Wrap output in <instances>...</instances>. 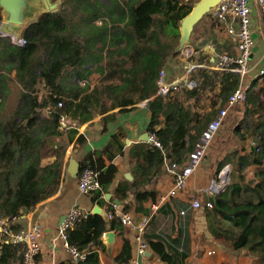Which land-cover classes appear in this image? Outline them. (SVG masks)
I'll return each mask as SVG.
<instances>
[{"label": "trees", "instance_id": "obj_1", "mask_svg": "<svg viewBox=\"0 0 264 264\" xmlns=\"http://www.w3.org/2000/svg\"><path fill=\"white\" fill-rule=\"evenodd\" d=\"M199 1L63 0L56 9L42 12L25 25L24 46L0 37V87L13 81L18 90L14 100L0 90V219L28 214L58 192L66 149L77 135L74 126L65 132L59 128L62 114L69 124L73 120L81 124L96 112L116 107H121L118 113L126 112L145 100L151 112L147 130L163 142L166 154L146 142L133 145L129 163L134 168V178L119 179L113 192L114 198L124 202L132 196L136 209L143 208L144 200L158 199L155 184L166 171L162 170L165 158L181 162L189 155L240 80L235 72L199 67L193 73L194 87L182 85L168 95L157 94L160 71L180 52L181 20ZM94 72L100 73V79L91 87L88 78ZM218 83L220 91L215 93L211 109L197 110L196 105L204 97L202 91H214ZM260 90L264 95V88ZM255 96L258 94L248 96L254 108L247 110V124L235 128L241 142L248 139L245 129L252 128V136L258 137L250 154L240 157L230 171V186L237 189L246 183L249 165L258 166L256 177L264 181V106L262 102L255 105ZM59 102L63 104L60 106ZM118 113L105 116V120L114 119ZM123 136V131H118L105 147L103 153L108 160L124 153ZM77 141L83 144L86 139L80 135ZM233 156L226 159L232 161ZM224 165L220 163L219 168ZM85 167L99 172L103 187L91 192V201L106 204L104 192L117 179L118 166L107 164L102 155L88 154L80 163L79 173ZM224 204L218 196L214 205L219 209ZM236 215L242 231L234 240V247L246 246L251 240L264 246V199L241 205ZM118 224V218L106 220L101 214L89 212L67 231L70 243L88 251L87 258L59 264H99V250L106 248L104 233ZM149 240L154 253L174 264L163 237L152 236ZM19 252L22 256L19 246L0 241V264L16 261ZM131 257V244L126 239L114 259L125 263Z\"/></svg>", "mask_w": 264, "mask_h": 264}, {"label": "crops", "instance_id": "obj_2", "mask_svg": "<svg viewBox=\"0 0 264 264\" xmlns=\"http://www.w3.org/2000/svg\"><path fill=\"white\" fill-rule=\"evenodd\" d=\"M46 1L47 0H35L32 8L28 11L25 25L31 21L30 17L35 12L37 13L34 16V19H36L42 12L47 11L45 9V6L47 5ZM253 7L252 31L254 46L252 48L250 63L251 65H254L253 73H256L259 68L264 67V19L261 16L259 6H257L256 2L253 3ZM2 14H4L5 17L3 11ZM237 44L238 38L228 32L226 25L217 19L215 12L213 11L212 13L205 15L195 25L188 45L167 64L165 68L166 76L169 80H179L182 81L183 84L186 81H191L192 87H194L196 81L193 78V73L197 68L190 72V66L193 64H201L204 66L203 68H209L210 64L214 62L218 54H236ZM14 74L15 73L13 72L11 77ZM99 79L100 73L94 72L89 76L88 82L91 84V87H93L98 83ZM249 79L252 82L250 89L251 92L249 91V94H258V96H255V105L262 102V105L264 106V95L260 90L261 88H264V76ZM220 86L221 83H218V87L214 91H202L204 97L196 105V109L202 112L209 111L211 109V101L215 98V93L220 91ZM108 103H110V101H108ZM243 108L244 109L240 111H237L236 108L233 109V107L229 109L226 121L205 157V160L208 158L213 161L212 163L210 162V167H213V164L218 161L220 163L224 162L225 165L222 168H219L218 172L225 168V166H229L231 171L232 167L239 163L240 157L248 156L250 154L253 147L252 141H258L256 135L252 136L251 128L249 131L245 129V131H247V140L241 142L239 136V146L236 149L232 150L227 146V140L231 135L234 134L238 137L235 128L239 125L247 124L246 120L249 119L247 110L253 109L254 107L252 103L247 100L245 105H243ZM120 109L121 107H116L103 113L96 112L90 120L81 124H77L76 120L71 121V125L69 124L70 128L71 126L76 127L77 135L67 146L64 156L62 180L58 192L54 196L40 202L30 213L18 217L17 220L10 221L13 231H18L21 227L31 226L35 223L43 225L44 230L42 241L44 243V252L39 258L40 264H59L65 260L71 261L69 253L65 251L61 244L56 246L53 240L60 225L64 221L66 214L71 208L79 206L88 212L93 213L94 206L99 205L108 215L112 210L111 202L114 199H118L114 198L113 190L119 179L134 178V168L129 163V149L135 144L142 142L148 143V134L150 132H148L147 128L150 123L151 112L147 107V100L136 103L133 109L129 111L118 113ZM115 112L118 114H116L114 119L105 120V116ZM254 118L257 119V115H255ZM250 121L252 123V118ZM226 125L231 126L232 129L223 139L221 131L226 128ZM120 130L124 133L122 138L125 143L124 153H119L112 161H110L106 158L103 151L110 143L112 136ZM80 135H84L86 139L83 144L77 141V138ZM235 151H237L236 154H234ZM88 154H93L94 157L102 155L107 164L114 163L119 168L117 179L114 180L109 190L104 192L106 204L103 205L93 203L91 201L92 193H83L79 189L78 179L80 173L78 170L81 161ZM230 154L234 155L232 161L226 159ZM257 168L258 166L256 165H249L247 167L246 183H241L242 185L240 184L242 189L230 186V178L225 195H222L223 191L212 197L214 204H216L218 195L225 202L224 206L219 209H216V205H214L212 209L204 208L194 210L190 205L189 198L183 196L174 198L163 205L153 214L148 233L146 234L147 242L150 244L149 239L152 236L163 237L166 241L168 250L174 256V264H254L255 261V264H264V258L255 260L258 256L253 255V250H256L254 247L259 246H254L255 244L252 240L246 246L239 248L234 247V240L242 231L240 224H238L240 221L236 213L241 209V205L258 203L261 200L260 198L264 199L263 196L259 197L258 200L247 202L242 198V196L247 194L245 190L251 188L247 182L255 178V171ZM162 170H166L165 167H162ZM198 171L195 176V178L197 177V181ZM165 172L166 171L158 177V181L155 184V188L158 190V195L167 191L172 182L171 177ZM248 176L253 177L249 179ZM149 186L152 187L153 184H150ZM190 187L194 189L193 184ZM194 194L200 196L199 192L194 191ZM127 200L122 202L126 205L131 203V207L135 209L138 215L143 214L144 211L150 213V206L154 202L151 199L144 200L143 208L136 209L137 204L133 200V197L131 196ZM181 210H186V213L180 214ZM110 219L111 218H108L107 216L106 220ZM14 227L18 228L14 229ZM113 231L116 235L111 246H108L103 238L106 248L105 250H99V264H132V259L135 257V251L137 248L135 233L131 228L126 227L123 224H118V227L113 229ZM126 239H128L131 244L132 257L128 262L118 263L114 258L122 251ZM0 241H4L1 236ZM11 243L14 244L13 242ZM14 245L23 249V245L21 244ZM19 254L20 255L17 254L18 256H16V261L11 264H23L21 253L19 252ZM140 264L170 263L162 260L156 253H154L150 246V253L148 252L146 256L141 258Z\"/></svg>", "mask_w": 264, "mask_h": 264}, {"label": "built area", "instance_id": "obj_3", "mask_svg": "<svg viewBox=\"0 0 264 264\" xmlns=\"http://www.w3.org/2000/svg\"><path fill=\"white\" fill-rule=\"evenodd\" d=\"M256 2L259 6L261 16L264 19V0H220L214 8L217 19L224 23L230 34L238 38L236 54L220 53L215 58L214 62L210 64L209 69L223 72L231 71L239 74L240 80L238 86L229 95L227 102L216 116L208 123L202 134L199 136L194 149L181 162L165 158V169L167 174L171 177L172 182L170 187L164 193L159 195V198L150 206L149 214L138 215L135 209L128 204H124L119 199H114L111 202V212L108 213V218H118L121 224L131 228L135 233V241L137 248L135 257L132 259V264H140L142 257L146 256L150 249V244L146 240L153 214L157 212L163 205L170 202L172 199L179 196L189 198L192 209L199 210L204 208L212 209L214 201L212 197L226 190L229 182V166L221 169L218 174L210 180L205 186H199L196 173L202 166L206 155L209 152L214 140L222 129L228 111L231 107L243 104L248 100L249 90L251 89V80L249 78L264 76V67L258 69L253 73L254 65H251L252 48L254 46V37L252 31L253 3ZM5 17L2 14L0 19V37H5L10 42L17 46H24L27 41L22 35L21 29L16 32L10 30L8 33L4 32ZM204 67L201 64H193L189 71L196 68ZM85 84V81H79ZM179 80H169L166 76V70L162 69L158 77L159 95H168L170 92L177 90L182 85L192 87V82H185L184 84ZM2 97H0V101ZM63 103L59 102L61 106ZM62 131H67L70 125L64 114L60 116V126ZM148 144L152 148L161 149L164 154L165 148L163 142L157 137L155 133L148 134ZM255 141H252L254 144ZM227 146L230 149H236L239 146L238 137L234 134L227 140ZM99 172L91 167H85L79 174L78 184L79 189L83 193H91L93 190L102 189V184L98 179ZM193 184L194 189L190 186ZM198 185V186H197ZM195 192H199L200 196H196ZM88 211L79 206H74L66 214L64 221L60 225L57 234L54 236V244L61 246L70 255V259L78 263L87 258L88 251L81 249L77 245L72 244L68 240L67 231L72 227L76 221L88 215ZM186 210H181L180 214H185ZM18 217L0 219V236L5 242H13L14 244L23 245L22 249V263L23 264H40L39 258L44 252L43 225L35 223L31 226L21 227L18 231H13L10 225L11 220H17ZM59 242V243H58Z\"/></svg>", "mask_w": 264, "mask_h": 264}, {"label": "water", "instance_id": "obj_4", "mask_svg": "<svg viewBox=\"0 0 264 264\" xmlns=\"http://www.w3.org/2000/svg\"><path fill=\"white\" fill-rule=\"evenodd\" d=\"M219 1L220 0H200L194 5L190 13L181 20L180 49L188 45L195 25L205 15L212 13ZM34 2L35 0H0V7L5 13V25L10 29L22 30L28 16V11L32 8ZM93 213L101 214L105 219L107 218L106 212L99 205L94 206ZM115 235L113 230L106 231L103 237L104 242L108 246H111L115 240ZM148 252L150 253V249Z\"/></svg>", "mask_w": 264, "mask_h": 264}, {"label": "rangeland", "instance_id": "obj_5", "mask_svg": "<svg viewBox=\"0 0 264 264\" xmlns=\"http://www.w3.org/2000/svg\"><path fill=\"white\" fill-rule=\"evenodd\" d=\"M63 0H47L46 3L47 5L45 6V9L48 10V9H52V8H56V7H59V5L61 4ZM37 12H35L31 17H30V20L33 21L34 19V16L36 15ZM35 20V19H34ZM100 22V20H98ZM24 27H25V24H24ZM23 31V29L21 30ZM182 52V49H180V53ZM181 61V60H180ZM264 81V80H263ZM17 86L16 84L13 82V81H7L6 83H4L1 87H0V90L1 91H6L8 96H9V100H14L13 98L15 97V95L18 93V90H16ZM40 88L42 89L41 90V93L40 94H43L42 92H44L43 90V87L40 86ZM251 92V90H249ZM253 94V93H252ZM250 95V94H249ZM1 97V96H0ZM212 102V101H211ZM247 102V101H246ZM9 103V102H7ZM243 105H245V103L243 104H239L235 107H233V109L236 108L237 111H240V110H243ZM232 109V110H233ZM231 117V116H230ZM232 129L231 126H228L226 125V128L221 131V135L223 137V139L226 137L227 134L230 133V130ZM245 132V134H247V131H243ZM218 137V136H217ZM238 139L240 140L239 138V135H238ZM210 162L212 163L213 161H211L210 159H206L204 160L202 166L200 167L199 169V173H198V184L199 185H207L210 180L212 178H214L217 173H218V170H219V164L220 162H216L215 164H213V167L211 166L210 167ZM257 171V169H256ZM256 171H255V178L254 179H251L249 182H250V185L251 188L250 189H246V195L245 196H242V198L247 201V202H250V201H255V200H258L259 197H263L264 196V181H262L261 179H258L256 177ZM202 176V177H201ZM249 177V176H248ZM253 177V176H252ZM252 177H249L252 178ZM225 192V191H224ZM223 192V193H224ZM233 195V193H232ZM219 196V195H218ZM217 196V197H218ZM262 199V198H260ZM255 245L254 246H259V247H254V249L256 250H253V255L254 256H258V258H256L255 260H258V259H263L264 258V252H263V247L264 246H260V244H257L256 242H253ZM262 256V257H261ZM264 260V259H263ZM256 262V261H255ZM254 262V264H255Z\"/></svg>", "mask_w": 264, "mask_h": 264}, {"label": "bare ground", "instance_id": "obj_6", "mask_svg": "<svg viewBox=\"0 0 264 264\" xmlns=\"http://www.w3.org/2000/svg\"><path fill=\"white\" fill-rule=\"evenodd\" d=\"M3 30H4V32H6V33H8L10 30H12V32H16V31H17V30H14V29H10V28H8V27L4 28Z\"/></svg>", "mask_w": 264, "mask_h": 264}]
</instances>
